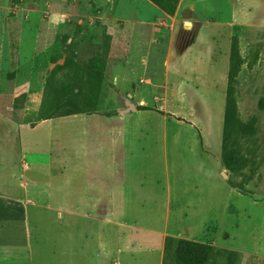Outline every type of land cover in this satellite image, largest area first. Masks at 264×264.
Returning a JSON list of instances; mask_svg holds the SVG:
<instances>
[{
  "label": "rangeland",
  "instance_id": "rangeland-1",
  "mask_svg": "<svg viewBox=\"0 0 264 264\" xmlns=\"http://www.w3.org/2000/svg\"><path fill=\"white\" fill-rule=\"evenodd\" d=\"M160 2L172 11L160 8L161 16L151 17L157 38L150 37L147 25L127 38L123 32L131 27L120 19L113 25L120 30L114 32L101 17L100 0H0L3 58L8 51L16 54L19 31L25 28L31 36L26 48L32 49L40 69L32 75L29 91L19 92L13 112L17 120L25 117L35 124L76 109L133 111L139 96L133 83L151 77L159 86L152 105L168 120L173 180L187 196L174 199L173 207H181L180 221L206 226L209 236L219 228L217 240L167 236L163 264H264V0ZM95 35L99 41L93 40ZM165 59L169 65L164 71ZM126 62L130 68L123 74ZM3 124L0 120V130ZM66 203L65 219L55 208H30L35 264H55L58 226L73 221L72 202ZM93 203V213L103 210L102 202ZM75 214L80 225H98L87 213ZM112 236L120 241L121 234ZM177 240L203 244L207 255L183 258L175 252ZM86 253L81 248L68 256L67 264L73 257L78 264H90ZM93 253H99L100 264H119L98 240Z\"/></svg>",
  "mask_w": 264,
  "mask_h": 264
},
{
  "label": "crops",
  "instance_id": "crops-1",
  "mask_svg": "<svg viewBox=\"0 0 264 264\" xmlns=\"http://www.w3.org/2000/svg\"><path fill=\"white\" fill-rule=\"evenodd\" d=\"M100 1L101 17L114 32L120 28L113 25L123 19V24L131 27L123 32L127 38L139 33L141 25H147L150 37L157 38V23L151 17L160 15L161 10L150 1ZM96 21L92 18L93 27ZM205 28L203 24L196 33L195 43ZM19 38L16 54L8 51L4 59V50L0 49V120L4 123L0 130V264H35L30 208H55L56 214L65 219L69 201L73 221L58 226L55 264H67L68 256L81 248L87 250L90 264H100L99 253H93L96 240L116 254L119 264H163L167 236L207 235L217 240L218 227L209 236L206 226L194 228L180 221L177 213L181 207H173L174 199L185 200L187 196L173 180L168 120L160 118L152 105L158 84L151 77L133 83L139 95L133 111L75 112L44 117L35 124L25 117L17 120L14 101L19 92L29 91L32 75L40 72L36 55L26 48L31 36L25 28L19 31ZM93 40L99 41L96 35ZM162 65L165 71L168 59ZM129 68L126 62L122 73ZM161 85L168 87L166 83ZM141 90L149 91L145 95ZM93 202H102L103 210L93 213ZM75 213H87L84 215L98 225H80V216ZM113 232L121 234L120 241H113ZM153 237V241L144 242ZM69 244L71 255L66 251ZM73 258L70 263L78 264Z\"/></svg>",
  "mask_w": 264,
  "mask_h": 264
},
{
  "label": "trees",
  "instance_id": "trees-1",
  "mask_svg": "<svg viewBox=\"0 0 264 264\" xmlns=\"http://www.w3.org/2000/svg\"><path fill=\"white\" fill-rule=\"evenodd\" d=\"M155 3L159 8L166 11L167 13H170L172 11V7L165 6L163 2H160V0H151ZM78 90V89H77ZM75 112H83V110L76 109ZM168 239V238H167ZM175 252L177 255L185 257H194L195 255H207L206 254V247L203 244H199L194 241L189 240H177L176 242V248Z\"/></svg>",
  "mask_w": 264,
  "mask_h": 264
}]
</instances>
